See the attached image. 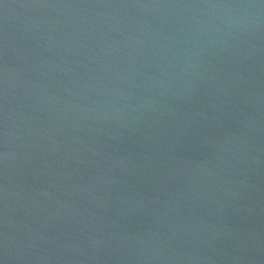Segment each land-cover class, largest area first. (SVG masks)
Listing matches in <instances>:
<instances>
[{"label": "water", "instance_id": "95a60500", "mask_svg": "<svg viewBox=\"0 0 264 264\" xmlns=\"http://www.w3.org/2000/svg\"><path fill=\"white\" fill-rule=\"evenodd\" d=\"M0 0V264H264V8Z\"/></svg>", "mask_w": 264, "mask_h": 264}, {"label": "clouds", "instance_id": "9594fccd", "mask_svg": "<svg viewBox=\"0 0 264 264\" xmlns=\"http://www.w3.org/2000/svg\"><path fill=\"white\" fill-rule=\"evenodd\" d=\"M207 7L223 9L226 12L225 17H219L222 23L231 29L244 30L257 23L253 18L254 13L250 10L253 8H264V0L260 4H241V3H228V4H214Z\"/></svg>", "mask_w": 264, "mask_h": 264}]
</instances>
